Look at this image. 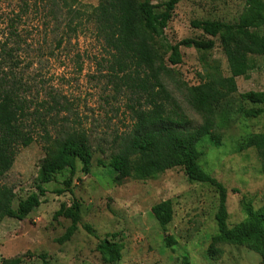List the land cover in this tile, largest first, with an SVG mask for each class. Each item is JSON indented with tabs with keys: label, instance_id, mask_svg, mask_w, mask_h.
<instances>
[{
	"label": "rangeland",
	"instance_id": "374dc122",
	"mask_svg": "<svg viewBox=\"0 0 264 264\" xmlns=\"http://www.w3.org/2000/svg\"><path fill=\"white\" fill-rule=\"evenodd\" d=\"M99 1L78 0L85 8L96 7ZM147 1L160 5L167 0ZM246 1L180 0L163 32L145 30L153 51L171 70V79L164 77V82L191 128L199 126L202 117L188 105L184 85L204 82L207 66H217L224 77L229 75L219 38L204 35L192 28L191 22L235 23L247 7ZM43 6L40 0H0V50L14 49L16 63L6 65L5 71L11 70L29 86L35 83L37 89L42 87L57 97L62 111L49 125L50 137L58 140L72 129L85 132L93 153L92 168L85 175L77 163L71 178L72 195L54 193L70 178L67 170L58 174L55 183L45 185L47 194L42 204L22 221L0 212V264L16 258L20 264H43L40 255L48 264H105L96 246L111 234L122 247L115 264H264L260 249L248 245H223L219 256L213 259L208 255L210 240L217 231L214 215L218 192L207 183L189 182L182 166L146 180L116 179V173L107 166L110 156H135L126 145L135 96L124 87L115 89L104 78L108 57L91 25L62 35V21L56 22ZM60 35L63 40L57 46ZM183 39H211L214 47L207 52L182 47L181 63L168 65L171 47ZM253 63V70L235 79L237 92L222 100L214 139L206 137L197 144L198 165L226 189L229 228L245 218L239 203L242 196L253 198L254 210L264 205L261 161L254 149L244 147L250 136L264 134V115L246 117L244 110L259 106L239 97L249 91L264 93V56L254 57ZM32 139L27 145L15 144L10 149L11 163L0 180V186L12 194L7 208L15 209L35 191L40 164L48 156L41 135ZM73 200L80 206V223L71 239L61 244L58 240L70 221H54L52 216L61 204L70 206ZM165 200L171 202L172 221L161 229L151 207ZM85 225L92 234L83 229ZM169 236L174 242L167 246Z\"/></svg>",
	"mask_w": 264,
	"mask_h": 264
},
{
	"label": "trees",
	"instance_id": "16d2710c",
	"mask_svg": "<svg viewBox=\"0 0 264 264\" xmlns=\"http://www.w3.org/2000/svg\"><path fill=\"white\" fill-rule=\"evenodd\" d=\"M48 15L56 22L62 21V35L82 30L87 24L102 44L108 57L104 78L115 89L124 87L135 96L130 107L132 129L126 139L129 150L135 154H116L109 158L107 166L116 173L117 180L131 178L146 180L157 177L166 170L182 166L189 182L207 183L218 192V206L214 215L217 231L212 236L208 255L216 258L222 253L221 246L229 244L248 245L264 256V205L257 210L252 207L253 198L242 196L240 208L244 220L236 226H227L226 189L215 178L205 173L198 165L197 144L206 137L214 139L216 117L222 100L237 92L235 79L246 76L255 68L254 57L264 56V4L260 0H247L243 15L235 23L215 20L192 21L191 27L210 38H219L226 59L229 75L224 77L217 66H207L203 72L204 82L196 86L184 85L188 105L202 117L195 128L184 114L180 104L168 90L164 77L170 78L171 70L159 60L148 42L145 30L160 34L164 31L180 0H167L153 5L145 0H100L96 7L85 8L78 0H40ZM61 26V25H60ZM58 24V27H60ZM57 41L60 46L63 38ZM193 48L207 52L214 41L183 39L174 44L167 57V64L177 66L182 61L181 48ZM14 49L0 50V180L9 168L15 144L27 145L35 135H41L48 156L40 164L35 191L18 202L15 209L7 208L11 191L0 186V212L7 218L22 221L38 208L47 194L45 185L56 182V176L67 170L70 178L54 191L62 195L71 191V178L77 163L81 172L88 175L92 168L93 153L85 132L71 130L53 140L48 131L61 113L57 97L42 87L23 81L22 76L8 72L6 65L16 64L12 57ZM43 97L40 98V94ZM257 109L244 110L248 118L264 115V93L249 91L239 95ZM217 141V140H216ZM245 148L255 150L261 161L264 174V134L250 136ZM99 165L103 166L102 163ZM151 214L161 229L172 221V206L169 200L151 207ZM63 218L70 226L59 238V243L68 242L80 223V206L73 200L70 206L61 204L52 219ZM83 229L92 234L87 225ZM116 235H107L100 240L96 251L105 264H115L121 258V245ZM167 246L174 242L166 237ZM39 258L43 264L45 256ZM19 258L7 264H20ZM186 264V263H185Z\"/></svg>",
	"mask_w": 264,
	"mask_h": 264
}]
</instances>
